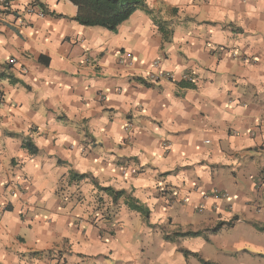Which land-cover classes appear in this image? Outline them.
Wrapping results in <instances>:
<instances>
[{
	"label": "crops",
	"instance_id": "1",
	"mask_svg": "<svg viewBox=\"0 0 264 264\" xmlns=\"http://www.w3.org/2000/svg\"><path fill=\"white\" fill-rule=\"evenodd\" d=\"M145 2L3 14L0 264H264V0Z\"/></svg>",
	"mask_w": 264,
	"mask_h": 264
},
{
	"label": "trees",
	"instance_id": "2",
	"mask_svg": "<svg viewBox=\"0 0 264 264\" xmlns=\"http://www.w3.org/2000/svg\"><path fill=\"white\" fill-rule=\"evenodd\" d=\"M76 7V13L72 17L73 20L84 26H100L104 27L110 31L115 32L118 26L127 20L131 14L137 10L142 9L149 14H152L151 9L147 6L145 0H68ZM44 9V8H43ZM45 10V9H44ZM46 12V10H45ZM47 13V12H46ZM159 29L163 33L164 39L168 38L171 30L164 28V26L159 25ZM30 153H36L37 147L30 142V140L25 139L22 143ZM77 178H83L85 175H74ZM107 195H109L112 200H117L124 194L123 190L115 191L110 187L101 188ZM131 209L138 212L147 214V210L138 204H129ZM212 229V231L216 230ZM261 231H264V225L257 226ZM204 230L197 231H186L177 232L174 236H199Z\"/></svg>",
	"mask_w": 264,
	"mask_h": 264
},
{
	"label": "built area",
	"instance_id": "3",
	"mask_svg": "<svg viewBox=\"0 0 264 264\" xmlns=\"http://www.w3.org/2000/svg\"><path fill=\"white\" fill-rule=\"evenodd\" d=\"M15 0H0V20L3 16V14L7 11H9V9L11 8L13 2ZM26 13L29 14H37L39 16H44L46 14L45 10L39 6H28L25 9ZM8 63L10 64H15L17 63V59L14 57L9 58ZM154 66L156 67L155 70L150 71L147 75L146 78L150 81V82H154L157 81L159 78H165L167 80H172L173 79V74L170 71H166V70H162L160 67L157 66V64H154ZM60 260H57L56 264H61L59 262Z\"/></svg>",
	"mask_w": 264,
	"mask_h": 264
}]
</instances>
